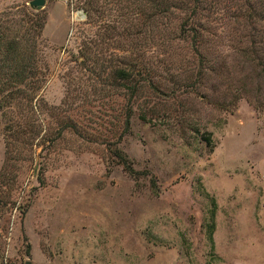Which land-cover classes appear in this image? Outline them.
Segmentation results:
<instances>
[{"label": "rangeland", "instance_id": "374dc122", "mask_svg": "<svg viewBox=\"0 0 264 264\" xmlns=\"http://www.w3.org/2000/svg\"><path fill=\"white\" fill-rule=\"evenodd\" d=\"M30 1H0L45 15L48 66L41 133L0 183V264H264V111L230 102L241 83L264 102V76L242 57L264 55V0H208L205 79L175 19L117 0L89 16L84 0ZM115 68L130 81L114 85ZM9 123L0 112V172Z\"/></svg>", "mask_w": 264, "mask_h": 264}, {"label": "trees", "instance_id": "16d2710c", "mask_svg": "<svg viewBox=\"0 0 264 264\" xmlns=\"http://www.w3.org/2000/svg\"><path fill=\"white\" fill-rule=\"evenodd\" d=\"M2 1V0H0ZM99 0H84V7L89 16V12L94 13ZM120 7L124 14L127 11L134 10L136 16L144 18L145 21H156L161 19H175L178 23V37L187 42L193 55L197 58V64L200 67L199 77L205 79L208 72L215 73V63L210 55H204L203 36L201 31L204 29L200 18L203 11H209L213 3L208 0H130L134 2V7L128 8L122 5ZM148 5L151 13H145V6ZM139 6V7H138ZM208 7V8H207ZM13 9L18 10L20 19H15ZM103 14V13H102ZM248 13V18L252 15ZM250 15V16H249ZM120 18V17H118ZM46 17L42 12H33L26 4H13L0 11V112L10 122L6 125L8 135L5 138L6 153L11 155L6 165L0 172V183L4 184L6 177L10 178L11 170L15 168L18 161V155L22 150H31L34 140L40 135L41 130L37 120L34 118L38 114L37 96L44 88L47 81L48 66L43 60V49L46 48L45 40L42 38V32L45 27ZM112 27V30H115ZM188 39V41L186 40ZM243 61L252 65L255 70V78L261 79L264 76V55H242ZM257 70V71H256ZM112 78L114 85L119 86L118 82H129L130 74L125 69H114ZM251 79V78H249ZM123 86V85H122ZM127 86V85H126ZM247 85L241 83L235 89L231 97L233 105L241 99L251 103L256 112L264 111V102L259 101L260 89L250 91ZM125 87V86H124ZM131 94L136 92V87H127ZM251 94V95H250ZM16 109L18 120L13 113L6 111ZM129 116H126L124 133L129 128ZM14 134V135H13ZM13 136V137H12ZM12 137V140L11 138ZM19 140V143L16 141ZM209 142V138H205ZM211 144V143H210ZM114 157L119 159L124 170L131 176L138 173L133 170L128 158L120 150L115 149ZM216 204L211 199V219L208 225V238L212 240L214 231V216Z\"/></svg>", "mask_w": 264, "mask_h": 264}, {"label": "water", "instance_id": "95a60500", "mask_svg": "<svg viewBox=\"0 0 264 264\" xmlns=\"http://www.w3.org/2000/svg\"><path fill=\"white\" fill-rule=\"evenodd\" d=\"M28 5L36 10H41L45 5V0H32L28 3Z\"/></svg>", "mask_w": 264, "mask_h": 264}]
</instances>
